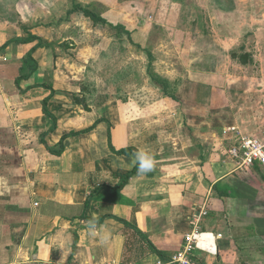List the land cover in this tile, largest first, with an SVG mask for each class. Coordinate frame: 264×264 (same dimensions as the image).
<instances>
[{
	"label": "crops",
	"instance_id": "crops-1",
	"mask_svg": "<svg viewBox=\"0 0 264 264\" xmlns=\"http://www.w3.org/2000/svg\"><path fill=\"white\" fill-rule=\"evenodd\" d=\"M261 5L264 0L247 3V28L239 34L245 47L240 37L232 39L235 11L229 38L214 40L227 64L250 76L198 72L184 84L191 101H174L154 85L159 91H149L157 101L145 104L138 93L129 109L100 91L88 95V109L75 102L83 94L85 57L80 49L73 57L70 47L84 34L81 13L68 18L67 37L28 31L43 47L33 53L36 72L18 86L37 42L9 44L27 34L0 22V264H170L196 231L204 233L199 248L213 247L214 237L217 251H196L199 264H264V166L241 169L227 155L238 135L264 131ZM103 17L115 24L109 12ZM125 28L137 34L136 27ZM238 51L245 62L232 58ZM109 141L129 155L111 152ZM137 151L152 156L154 168L123 184L137 169ZM88 220L101 226L95 235Z\"/></svg>",
	"mask_w": 264,
	"mask_h": 264
},
{
	"label": "rangeland",
	"instance_id": "rangeland-1",
	"mask_svg": "<svg viewBox=\"0 0 264 264\" xmlns=\"http://www.w3.org/2000/svg\"><path fill=\"white\" fill-rule=\"evenodd\" d=\"M248 1L0 0V22H8L11 33L47 29L55 31L57 37L58 34L67 37L70 22L65 21L66 13L77 2L94 5L99 13L109 12L114 25L136 27L137 34L132 37V34L122 35L119 29L107 26H102L103 30L93 28L88 18L82 19L84 34L80 33L70 47L73 57L79 56V49V54L85 57L82 62L85 71L79 73L83 93L80 99L86 104L92 102L88 95L95 91L105 92L110 100L117 99L129 109L133 107L134 97L139 99L138 93L144 92L141 98L145 104L156 100L155 92L149 91L155 86L163 93L162 84H157L156 79L167 84V92L174 98L179 96L191 101L187 93L182 94L186 89L184 84L192 76L199 78L198 72L206 76L215 71L250 76L248 71L241 73L231 63L227 64L226 52L214 42L229 38L230 11H235L233 16L236 15L232 39H238L243 28L246 30ZM249 10L251 18L254 11L251 7ZM239 39L245 47L246 37ZM243 53L238 51L236 55L240 57ZM233 85L241 86L240 91L245 88V84L237 81ZM196 253L204 255L200 251Z\"/></svg>",
	"mask_w": 264,
	"mask_h": 264
},
{
	"label": "trees",
	"instance_id": "trees-1",
	"mask_svg": "<svg viewBox=\"0 0 264 264\" xmlns=\"http://www.w3.org/2000/svg\"><path fill=\"white\" fill-rule=\"evenodd\" d=\"M76 13H81L85 18H88L94 27H102V26H107V27H110V28H114V29H119L121 32H122V35L123 34H126V35H130V32L128 30H126V28L124 26H122L121 24H118V25H114L111 21H109L107 18L103 17V13H99V11L96 10V7L94 5H83V4H80V3H77V2H74L72 5H71V8L67 11L66 13V18H65V21L67 20L68 21V18L70 15L72 14H76ZM113 29V30H114ZM25 30V33L27 34V36H25L24 38H18V39H14L13 41H9V44L13 43V44H29V43H32V42H37L36 46L33 47V49H31L28 53H27V56L26 58L24 59V62L29 65V70L27 72V74L25 75H22L21 78L19 80H16V85L18 86L19 84V81L20 80H26L28 79L31 75H33L36 70H37V63L36 61L33 59V53L34 51L36 50V48H40V47H43V44L41 42V40L37 37V36H33L31 35L30 33H28L27 29H24ZM116 31V30H115ZM118 33V32H116ZM232 58H236V54L233 53L231 54ZM239 59L241 60V62H245L246 61V58L245 56H240ZM152 77V75H151ZM157 81V84H162V91H163V94L165 96H168L169 98H171L172 100L175 101V98L173 95L171 94H168L167 92V84H165L163 81ZM49 89L51 90V93L54 94V91L52 90L51 86L49 87ZM51 100V97L50 98H47L46 100H44V105H43V110L45 111V106H46V103ZM75 102H77L78 104H81L84 106L85 109H88L87 105L84 103L83 99H80V98H76ZM103 120H98V122H102ZM92 130V127H90L89 129H86L82 132H79V133H74V134H82V133H86V132H89ZM66 137H63L60 141V150L58 152H55L53 154L59 156L63 150V140L65 139ZM109 148L111 150V152H113L114 154L116 155H129L130 151H116L112 144L110 143L109 141ZM137 171V169L133 170L132 172L126 174L124 176V182L123 184H125L129 178L135 174Z\"/></svg>",
	"mask_w": 264,
	"mask_h": 264
},
{
	"label": "built area",
	"instance_id": "built-area-1",
	"mask_svg": "<svg viewBox=\"0 0 264 264\" xmlns=\"http://www.w3.org/2000/svg\"><path fill=\"white\" fill-rule=\"evenodd\" d=\"M235 141L236 144L229 148L227 155L238 168L250 169L255 162L264 166V131L260 137L238 135ZM202 214L205 215L206 210L202 211ZM203 235V232L196 231L188 237L183 255L170 264H199L195 256L196 251L216 255L215 239L212 234L210 235L213 237V247L206 250L199 248V239Z\"/></svg>",
	"mask_w": 264,
	"mask_h": 264
},
{
	"label": "clouds",
	"instance_id": "clouds-1",
	"mask_svg": "<svg viewBox=\"0 0 264 264\" xmlns=\"http://www.w3.org/2000/svg\"><path fill=\"white\" fill-rule=\"evenodd\" d=\"M134 165L137 167L138 174H146L153 170L154 159L149 154L143 151H137L134 153ZM86 229L91 234L95 235L100 230V225L95 220L85 221Z\"/></svg>",
	"mask_w": 264,
	"mask_h": 264
},
{
	"label": "bare ground",
	"instance_id": "bare-ground-1",
	"mask_svg": "<svg viewBox=\"0 0 264 264\" xmlns=\"http://www.w3.org/2000/svg\"><path fill=\"white\" fill-rule=\"evenodd\" d=\"M200 244V243H199ZM203 245V244H202ZM200 247V246H199ZM204 249V248H203Z\"/></svg>",
	"mask_w": 264,
	"mask_h": 264
}]
</instances>
